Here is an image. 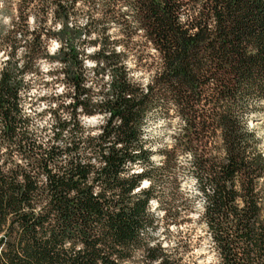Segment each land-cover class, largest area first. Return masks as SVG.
I'll return each mask as SVG.
<instances>
[{
	"label": "trees",
	"instance_id": "trees-1",
	"mask_svg": "<svg viewBox=\"0 0 264 264\" xmlns=\"http://www.w3.org/2000/svg\"><path fill=\"white\" fill-rule=\"evenodd\" d=\"M9 20L0 23V264L136 255L175 264L153 241V201L166 218L200 201L219 264H264V137L249 126L264 123V0H18ZM111 26L154 49L147 82L132 75ZM44 64L61 89L33 111ZM92 116L103 117L97 132L84 124ZM151 117L178 120L160 162Z\"/></svg>",
	"mask_w": 264,
	"mask_h": 264
},
{
	"label": "rangeland",
	"instance_id": "rangeland-1",
	"mask_svg": "<svg viewBox=\"0 0 264 264\" xmlns=\"http://www.w3.org/2000/svg\"><path fill=\"white\" fill-rule=\"evenodd\" d=\"M18 0H0V23L4 26L10 24V17L16 14ZM80 22H84L83 18H79ZM107 35L110 40H124V47L127 54V64L131 68L132 75L142 82H147L153 72V63L155 51L145 42L141 36H136L131 41H128L118 28L111 26L108 29ZM57 44L52 42L50 51L55 50ZM97 48L88 47L87 53L93 52ZM87 65L92 66L91 61H87ZM43 73L37 75L36 83L32 88L31 97L33 98V106L29 108L33 111H41L48 104V96L52 92H59L61 87L54 86L51 82V75L47 74V65L42 66ZM48 80L49 83H45ZM43 96L46 99H41ZM47 118L39 119V124H44ZM103 122V117L92 116L84 117L86 127L97 132L99 125ZM178 120L176 118H155L151 117L146 128L147 139L151 146L154 155L153 159L156 162L161 161L160 150L167 145L172 144V135L174 134ZM250 128H255L258 135L264 137V123L260 118H251L249 120ZM182 186L186 189H194V179L190 175H183L181 178ZM148 183L144 182L143 186ZM152 211L158 217L157 230L153 234V241L167 249V252L174 259L175 264H219V259L213 248L209 235L206 232L205 225L199 220L198 215L201 211L200 201L195 202V208L189 215L172 212L169 217H165L156 201L152 202ZM126 264H141L139 255Z\"/></svg>",
	"mask_w": 264,
	"mask_h": 264
},
{
	"label": "clouds",
	"instance_id": "clouds-1",
	"mask_svg": "<svg viewBox=\"0 0 264 264\" xmlns=\"http://www.w3.org/2000/svg\"><path fill=\"white\" fill-rule=\"evenodd\" d=\"M57 27H59V26H57Z\"/></svg>",
	"mask_w": 264,
	"mask_h": 264
}]
</instances>
